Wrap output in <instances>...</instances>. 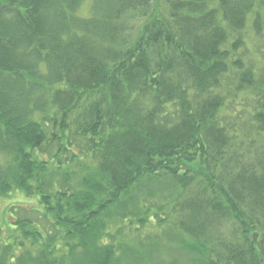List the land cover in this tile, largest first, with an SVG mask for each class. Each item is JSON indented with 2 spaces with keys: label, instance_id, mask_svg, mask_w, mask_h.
Segmentation results:
<instances>
[{
  "label": "trees",
  "instance_id": "trees-1",
  "mask_svg": "<svg viewBox=\"0 0 264 264\" xmlns=\"http://www.w3.org/2000/svg\"><path fill=\"white\" fill-rule=\"evenodd\" d=\"M263 27L264 0H0V264H264Z\"/></svg>",
  "mask_w": 264,
  "mask_h": 264
},
{
  "label": "rangeland",
  "instance_id": "rangeland-1",
  "mask_svg": "<svg viewBox=\"0 0 264 264\" xmlns=\"http://www.w3.org/2000/svg\"><path fill=\"white\" fill-rule=\"evenodd\" d=\"M261 33H263L262 39H260V40H255V39L254 40H250L249 47H250V50L252 51V53H255V51L257 52V50L259 49V47L260 48L264 47V27H263V31ZM249 34L252 37L254 35V33H253L252 30L251 31L249 30ZM250 58H252V54H250ZM15 202H18L19 203L18 204L19 206H24V207H30L31 205H36V203H37L35 200H33L32 202H30L29 200H26L23 197H18L16 199L7 200L4 204L2 203L1 204V209H3L5 206H8V205L10 206V205L14 204Z\"/></svg>",
  "mask_w": 264,
  "mask_h": 264
}]
</instances>
